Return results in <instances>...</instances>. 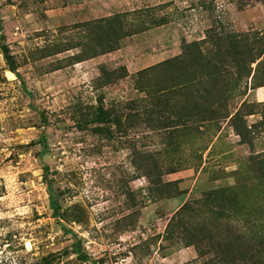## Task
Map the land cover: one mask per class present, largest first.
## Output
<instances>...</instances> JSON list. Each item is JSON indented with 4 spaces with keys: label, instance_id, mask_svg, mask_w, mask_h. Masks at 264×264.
<instances>
[{
    "label": "rangeland",
    "instance_id": "rangeland-1",
    "mask_svg": "<svg viewBox=\"0 0 264 264\" xmlns=\"http://www.w3.org/2000/svg\"><path fill=\"white\" fill-rule=\"evenodd\" d=\"M239 41L264 51V0H0V264H230V239L262 242L264 54L239 76Z\"/></svg>",
    "mask_w": 264,
    "mask_h": 264
},
{
    "label": "trees",
    "instance_id": "trees-1",
    "mask_svg": "<svg viewBox=\"0 0 264 264\" xmlns=\"http://www.w3.org/2000/svg\"><path fill=\"white\" fill-rule=\"evenodd\" d=\"M116 17L118 18V15H116ZM111 20L112 19H110L109 21H111ZM243 43L244 42H240V41L237 43V49L239 47H240V49H239V51H236V55L234 57H236L235 63L239 66V71H242L239 76H242L245 73V75L249 79L251 77V74L253 71L251 66L256 63L257 67L260 68L261 61L260 62H258V61L261 59L262 55L264 54V51L260 55H257L255 57L254 56L250 57V54L247 55V53L243 50L245 48V45ZM194 45L196 46V48H192V50H191L190 57L193 58L191 61H193L195 63V67H199L200 71H202L203 73H206L207 66H209L210 63H208L207 61L204 60V54L201 51L200 43L195 42ZM3 50H4L5 59L7 61V64L10 67V70L12 72H15L16 71L15 63H14L11 55L9 54V51L5 47L3 48ZM182 58H185V55L182 56ZM179 59H181V58L179 57ZM171 62L172 61L164 62L160 66H163V65L168 66V65H170ZM210 67H211V65H210ZM214 70H215V67H211L208 75L210 76V78H212L215 81V80H218L219 77H221V76H220V74H218L216 72V70L215 71ZM253 79H255V77ZM187 84H189V83L185 82L184 84L181 85V87H184ZM213 103H217V100ZM215 113H216V111H211V112L209 111V114H207L203 111V115H202L198 111L197 113H194L193 116H194V118L204 119V120H202V122L205 123V122L210 121V120L216 121V118L214 117ZM208 115H210V118L208 117ZM228 117H231V120H236L235 121L236 124L234 125V128H235V131L237 132V134L239 135V137L241 138L242 143H244V145H249L251 147V142L248 141V137H247L248 134H246V131L248 132L251 129H249V127L247 126L245 118L240 117L239 112H236L233 115L228 113L227 115L223 116L222 118L226 119ZM95 119H96V122H105V120H107L106 111H104L102 109L99 110V112L96 114ZM250 159H251L250 160L251 162L256 163L257 166L259 167L258 170H259V173L261 176V181L264 184V161L259 160L255 157H252ZM44 170L47 174V172L49 171V168L45 166ZM248 195H250V192L248 190L247 183L245 182V184L242 183L241 185L236 186V187L231 188V189H221L219 191H216V192L210 194V197L216 199V201H218L221 205H223V206H218L220 212H225V211L229 210V211H233L234 213H237L238 208L242 212H243V210L246 209V206L249 202L248 201ZM189 209H190V207L187 204L184 207L183 212L188 211ZM235 230H238V228L236 227ZM242 235L243 234L237 235L233 239H230L229 242H226L227 247L229 248V250H231V259H232L233 263H235V264H237V263L238 264H261L262 259H264L263 258V256H264V240L262 242L260 241L259 244L255 246V245H252L250 241H247L245 236H242ZM193 237L195 238L194 240H196V242L199 241L198 243L201 244L200 240H198L199 238H198L197 234H193ZM83 258H84V260H88L87 257L86 258L83 257ZM232 261H230V264H232Z\"/></svg>",
    "mask_w": 264,
    "mask_h": 264
}]
</instances>
